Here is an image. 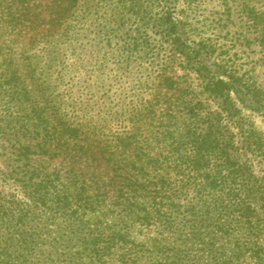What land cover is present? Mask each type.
I'll list each match as a JSON object with an SVG mask.
<instances>
[{
    "label": "trees",
    "instance_id": "obj_1",
    "mask_svg": "<svg viewBox=\"0 0 264 264\" xmlns=\"http://www.w3.org/2000/svg\"><path fill=\"white\" fill-rule=\"evenodd\" d=\"M81 1L67 0L47 29L28 17L31 0L0 5L4 31L37 30L19 59L0 43L1 151L16 142L12 155L22 162L0 171V264H264V176L249 163L263 144L241 107L253 103L255 88L226 63L199 67L202 54L166 12L155 23L170 54L157 64L154 54L144 56L146 86L116 106L117 127L105 134L65 105L53 78V41L62 35L54 33ZM247 11L257 15L254 6ZM178 56L215 109L181 95L168 65ZM47 156L89 159L97 169H50Z\"/></svg>",
    "mask_w": 264,
    "mask_h": 264
},
{
    "label": "rangeland",
    "instance_id": "obj_2",
    "mask_svg": "<svg viewBox=\"0 0 264 264\" xmlns=\"http://www.w3.org/2000/svg\"><path fill=\"white\" fill-rule=\"evenodd\" d=\"M4 1L0 0V5ZM66 3L67 0H31L28 17L41 20L40 29L50 28L48 18ZM251 6L256 8L257 15L260 12L264 15V0H82L65 22L64 29L54 33L62 34L53 41L57 42L55 50L59 55L58 67L53 74V78L59 76L57 90L63 94L65 105L75 110V115L94 120L105 134L113 132L117 124L112 114L117 107L124 101L130 102L135 93L140 96L146 86H140L148 73L144 70L148 65L144 56L154 54L158 60L153 64H157L170 54L169 42L163 41V32L156 28L155 19L160 14L172 12L180 20L181 36L188 47L202 54L196 62L199 67L213 69L220 62L226 63L246 84L255 88V96L250 94L253 103L241 107L245 123L263 144L260 151L253 150V154H249V163L257 176H264V18H253L257 15L247 11ZM0 11L5 10L0 6ZM2 25L0 43L5 51L19 59L20 51L37 30L20 26L16 28L20 34H11L4 31ZM138 28L139 32L136 31ZM122 52L134 60L128 62L129 66L116 61L115 54ZM168 65L184 99L203 100L212 109L216 108L206 98L200 79L185 68L183 57H175ZM58 70L62 75H57ZM159 100L160 109L163 97ZM258 104H262L259 109ZM162 112H156L157 119ZM141 123L144 129V119ZM6 143V151L2 153L0 140V171L18 170L22 162L12 155L16 142L6 140ZM61 158L47 156L44 161L50 169L61 164L76 171L97 169V163H91L89 159L68 157L61 161ZM2 186L3 190L9 191L8 184Z\"/></svg>",
    "mask_w": 264,
    "mask_h": 264
}]
</instances>
